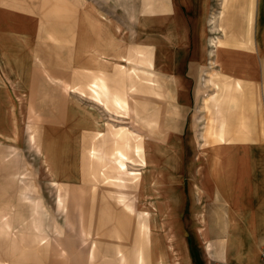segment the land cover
Returning a JSON list of instances; mask_svg holds the SVG:
<instances>
[{
  "label": "crops",
  "instance_id": "1",
  "mask_svg": "<svg viewBox=\"0 0 264 264\" xmlns=\"http://www.w3.org/2000/svg\"><path fill=\"white\" fill-rule=\"evenodd\" d=\"M251 10L264 24V0H0V160L10 147L30 149L39 128L41 178L84 182L89 134L108 121L68 88L88 93L99 77L124 93L121 68L151 73V112L147 90L134 92L150 152L140 187L142 208L155 213L150 264H259L264 140L259 128L208 137L202 107L213 74L264 84V44L245 37ZM150 114L167 137L148 138Z\"/></svg>",
  "mask_w": 264,
  "mask_h": 264
},
{
  "label": "rangeland",
  "instance_id": "2",
  "mask_svg": "<svg viewBox=\"0 0 264 264\" xmlns=\"http://www.w3.org/2000/svg\"><path fill=\"white\" fill-rule=\"evenodd\" d=\"M262 24L263 22L261 23L256 16L251 36V38L253 37L252 42L250 39L252 46L255 48L258 42L264 44ZM153 76L151 73L132 75L124 91L126 93L125 97L132 102L130 95L135 96L131 91L133 80L138 85L137 91L140 90V87H144L147 90L145 94L149 97L147 100L150 112L152 106L156 103V98L152 95V88L155 89L156 86L155 76ZM212 79L216 80L215 74L207 79L208 82L203 81L202 84V88L205 89L204 92L206 93L202 100V107L208 113V122L204 124V131L206 133L218 132L222 127L224 131L228 130L230 137H239V135L250 137L253 135V130L257 133L258 130L255 128H259V138L264 140V84L251 83L243 85L244 96L239 100L235 97V84L228 91L225 88L226 85L219 81L217 84L223 85V87L221 86V89L218 90L210 82ZM167 86L166 82V88ZM88 93L87 95L82 93L84 100L97 104L92 101ZM215 95H217L216 99L219 102L211 100ZM135 101L134 98V103ZM97 105L102 107L108 125H111L113 129L131 128L135 133H141L136 130V127L140 126L137 124L136 114H132L131 117L129 115L125 116L123 113L119 114V112L114 111L111 105H109L110 111L100 104ZM127 118L129 120L126 122ZM148 118L150 130L147 133L149 135H152L153 138L168 136L167 132L152 129L156 126L155 115L150 114ZM165 133L166 135L163 136ZM38 134L39 128L37 129ZM207 136L210 137L209 134ZM32 151L29 147L27 149L21 147V150H17L16 163L6 162L5 159L0 160V264H24V262L26 263L25 257L34 258L40 261V264H49L48 253L50 251H48L49 247L47 246L49 244L53 246L55 240L58 239L69 245V252L72 253L70 254V261L65 263L64 258L56 255L57 252L55 258L61 264H63V261L64 264H73L74 253L81 252V249L85 253L83 254L84 258L87 257L93 242L97 243L96 256L98 264H117L119 250L129 255L130 264L135 263L140 249L144 253L146 264H150L148 239H141L140 237L143 219L125 210L117 195L113 192L108 194L107 190L112 189L113 191V188L106 187L101 182L90 181L89 184H83V190L68 189L67 193L62 194L63 202H65L63 205L66 210L68 209V214H65L61 211L63 205L59 211L57 189L40 177L38 173L39 155H35ZM136 168L141 169L140 167ZM14 173H22L24 182L20 183V179H16ZM78 191L81 193L79 194ZM29 193L33 199L40 202L41 211L38 214L33 215L34 204L23 199V195ZM95 194L97 196H94ZM129 197H132L131 200H133L134 192H130ZM104 206L110 208L100 209ZM141 210L146 209L141 208ZM102 218H105L103 225L101 224ZM7 222L12 226L10 229L5 226ZM36 225L40 227V231L37 230ZM83 226L89 232L86 238V246L82 245L81 230ZM42 240L46 242L45 247H39L38 245ZM56 247H58V243Z\"/></svg>",
  "mask_w": 264,
  "mask_h": 264
},
{
  "label": "bare ground",
  "instance_id": "3",
  "mask_svg": "<svg viewBox=\"0 0 264 264\" xmlns=\"http://www.w3.org/2000/svg\"><path fill=\"white\" fill-rule=\"evenodd\" d=\"M246 22V38L249 36L248 39H251V42L253 40V37L251 38L253 34V25H254V17H253V10L250 12V16H247ZM262 39L264 42V24L262 29ZM249 43V42H248ZM122 69V75L125 74L127 77L126 79L129 81L131 79L132 75H137V71L134 68H131V72L127 71L128 69L121 68ZM133 70V71H132ZM133 72V73H132ZM216 80L212 79L210 82L218 88V90L221 89V86L218 85L217 82L224 83L225 88L229 89L231 86H233V83L230 78L221 75V74H215ZM124 79V80H126ZM136 82H132L131 91L136 92L138 90V85L135 84ZM137 87V88H136ZM136 88V90H135ZM236 89L237 95H235L236 98L239 99V96H242L244 93L243 85L241 81H236V84L234 86ZM68 90L71 92L72 90L80 95L86 94L85 91H77L76 89H73L72 87H69ZM89 95L92 98V101L96 102L97 104H100L107 108V110L110 111L109 105L112 106V109L114 111L119 112V114L123 113L125 116L129 115L130 117L132 114L134 115L136 113L135 110V103H134V96L131 94L130 98L132 102H130L126 96V93H115L113 94L107 81L104 78L96 77L94 81L91 83L89 87ZM241 94V95H238ZM84 97V95H82ZM217 95L213 96L211 100L215 102L217 101ZM223 98V97H222ZM240 100V99H239ZM133 103L134 105L132 106ZM30 131V130H29ZM210 137L214 138L215 140L218 139L219 141L222 139V132H208ZM89 140L90 145L85 148L86 153L84 157V165L86 167L85 175H84V182H81V177L78 179L76 177V180L74 183L69 184H61L58 181H52L49 182L53 187L57 189V201L59 206L62 207L63 203V193H67L68 189H79L83 190V184L96 182H101L104 186H108L110 188H113L108 191V194H112V192L117 195L119 202L123 205L125 210H128L131 214L137 215L140 218L143 219L142 225H141V239L147 238L149 242V246L151 243V236L153 234L152 225H151V219L152 216L155 215L154 212L150 210H144L142 211V205H141V194H140V187L142 184L143 179L146 181L147 179V173H148V165L149 161H147V155L150 157V152L148 153V150L145 147V136L135 133L133 130L127 129V128H121V129H113L111 125H107V129H101L100 131H95L89 134ZM113 136V138H112ZM165 136V134H163ZM152 135L148 134V138L150 140L152 139H158L150 138ZM163 139V138H161ZM39 137L36 133V131L32 132L30 134V149L33 150L35 155H40L42 158L44 156V149L40 145ZM17 148H9L8 151H5L3 155V159H5L6 162H17V154L16 151ZM150 159V158H149ZM14 167V166H13ZM136 167H140L141 169H137ZM18 168V167H17ZM20 169V168H19ZM16 179H20V183H23V177L22 173H14L13 174ZM40 177H43L41 174ZM145 177V178H144ZM78 179V180H77ZM81 188V189H80ZM133 189V191H131ZM79 192V191H78ZM130 192H134V199L132 197H129ZM81 192H79L80 194ZM78 194V195H79ZM82 196V195H81ZM94 196H97L95 194ZM101 196V195H99ZM107 198V197H106ZM23 199L27 201L28 203L34 204L33 209V215L38 214L41 211V206L39 205L40 202L33 199L32 195L24 194ZM107 208H110L109 206L106 207H100L102 210H106ZM61 211H63L65 214H68V209L66 210V207L63 205V208H61ZM100 214V212H99ZM105 223V218H102L101 224L103 225ZM5 226H7L8 229H10L11 224L6 223ZM37 227V230L40 231L39 226ZM89 235L88 230L85 226L82 227L81 230V238H82V245H87V236ZM58 243V247L57 246ZM65 243V242H64ZM62 240L58 239L55 240L54 245L49 244L47 247L48 251V263L50 264H61L57 262L55 256L60 255L62 258H64L65 263L70 261V254L69 252L70 246L66 243L64 244ZM138 243V242H137ZM39 247H45L46 242L42 240L39 244ZM61 247V248H60ZM84 247V246H83ZM43 249V248H42ZM44 250V249H43ZM140 252L137 255V259L135 260V263L132 264H146L144 253L142 250H139ZM58 252V254H56ZM73 252V250H72ZM97 243L93 242L91 245L89 252L87 253V257L84 258L83 254L84 251L81 249V252L74 253L75 258L73 261V264H98L97 262ZM82 253V255H81ZM54 254V255H52ZM56 254V255H55ZM54 256V257H53ZM82 256V257H81ZM26 263L24 264H40V261L35 260L34 258L25 257ZM129 255L126 252H122L121 250L118 251L117 254V264H130L129 263ZM64 264V261L62 262Z\"/></svg>",
  "mask_w": 264,
  "mask_h": 264
},
{
  "label": "built area",
  "instance_id": "4",
  "mask_svg": "<svg viewBox=\"0 0 264 264\" xmlns=\"http://www.w3.org/2000/svg\"><path fill=\"white\" fill-rule=\"evenodd\" d=\"M259 264H264V252L261 254V258H260V263Z\"/></svg>",
  "mask_w": 264,
  "mask_h": 264
}]
</instances>
